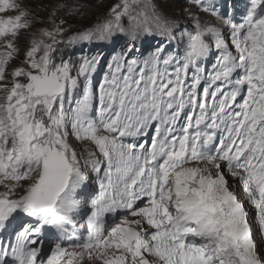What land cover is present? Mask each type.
<instances>
[{
	"label": "snow or ice",
	"instance_id": "snow-or-ice-1",
	"mask_svg": "<svg viewBox=\"0 0 264 264\" xmlns=\"http://www.w3.org/2000/svg\"><path fill=\"white\" fill-rule=\"evenodd\" d=\"M187 2L0 0V264H264V0Z\"/></svg>",
	"mask_w": 264,
	"mask_h": 264
},
{
	"label": "trees",
	"instance_id": "trees-1",
	"mask_svg": "<svg viewBox=\"0 0 264 264\" xmlns=\"http://www.w3.org/2000/svg\"><path fill=\"white\" fill-rule=\"evenodd\" d=\"M48 4L52 3H59L61 0H49ZM161 2L164 6L169 7L166 10L170 12L167 15H173L174 12H182L186 5L181 0H157ZM67 3L70 5L72 4H79L81 5L80 13L72 16V17H65L68 19V23L72 26V31L82 30L87 27H91L98 19H103L106 17L107 12L110 7H112L116 2V0H66ZM36 4L33 5V7ZM40 16L46 21L47 20V13H40ZM37 27H39L37 25ZM110 39H115V44H119L122 40H128L130 37H127L124 34H118L116 38L108 37ZM100 42H104L101 38H93L91 42H84L82 44H77L75 48L66 49V52L71 54L75 52L72 56L73 59H78L79 56L84 55V51L86 49H90L93 55L98 53L112 56V54L107 50H102L96 48L97 44ZM139 42V41H138ZM141 44V42L139 43ZM110 49V45L108 46ZM83 49V52L80 49ZM92 49V50H91ZM121 51V46L117 53ZM88 54V53H87ZM90 56V55H88Z\"/></svg>",
	"mask_w": 264,
	"mask_h": 264
},
{
	"label": "rangeland",
	"instance_id": "rangeland-1",
	"mask_svg": "<svg viewBox=\"0 0 264 264\" xmlns=\"http://www.w3.org/2000/svg\"><path fill=\"white\" fill-rule=\"evenodd\" d=\"M228 2V4H229V6H231L232 5V3H234L235 2V0H227ZM22 2H23V4L25 5V6H27V7H30V8H33V5L34 4H38V3H40L41 2V0H22ZM43 2L44 3H46V4H48V2H50L49 0H43ZM116 2H118V0H116ZM216 2L219 4V3H221L222 2V0H216ZM157 3L161 6V9L166 13V14H170V12L169 11H167L166 9L167 8H169V7H166V6H164L161 2H159V1H157ZM50 4V3H49ZM188 7V5L186 6V8ZM185 8V9H186ZM203 15V14H202ZM170 17H173V18H175L176 20H178L180 23H186L187 22V18H186V13L184 12V10L182 11V12H174L173 13V15L171 14V15H169ZM206 18V17H205ZM46 22V21H45ZM39 26V25H38ZM112 38H116V37H112ZM150 40H151V43L154 45L155 43H156V41L157 40H159V39H161V38H159V37H156L155 39H152V38H149ZM113 40L114 39H110V38H108V37H106V38H103V41L104 42H100L99 44H97V46H96V48H98V49H102V50H107V51H109V52H111V53H115V52H117L118 51V49H119V46H122V45H124L125 44V41L126 40H122V41H120L119 42V44H114L113 43ZM110 45V49H109V46ZM138 47V46H137ZM144 47H145V49L147 48V46L146 45H144ZM144 47H142V49L144 48ZM138 48H140V47H138ZM92 50V49H91ZM149 51H151V49H148V50H145L144 51V55L145 54H147ZM88 53V54H87ZM84 55H93L92 53H91V51H90V49H86L85 51H84ZM111 58H107V59H105V60H110ZM104 61H102V63H103Z\"/></svg>",
	"mask_w": 264,
	"mask_h": 264
},
{
	"label": "clouds",
	"instance_id": "clouds-1",
	"mask_svg": "<svg viewBox=\"0 0 264 264\" xmlns=\"http://www.w3.org/2000/svg\"><path fill=\"white\" fill-rule=\"evenodd\" d=\"M182 1V0H181ZM186 6L188 5L187 3L183 2Z\"/></svg>",
	"mask_w": 264,
	"mask_h": 264
},
{
	"label": "bare ground",
	"instance_id": "bare-ground-1",
	"mask_svg": "<svg viewBox=\"0 0 264 264\" xmlns=\"http://www.w3.org/2000/svg\"><path fill=\"white\" fill-rule=\"evenodd\" d=\"M144 49H145V47L142 50H144Z\"/></svg>",
	"mask_w": 264,
	"mask_h": 264
}]
</instances>
